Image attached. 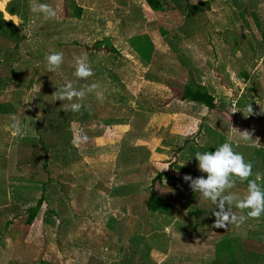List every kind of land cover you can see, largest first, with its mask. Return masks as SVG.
Instances as JSON below:
<instances>
[{"label":"rangeland","instance_id":"1","mask_svg":"<svg viewBox=\"0 0 264 264\" xmlns=\"http://www.w3.org/2000/svg\"><path fill=\"white\" fill-rule=\"evenodd\" d=\"M158 1L163 5L162 11L153 10L146 0H78L84 18L76 23L72 15L75 3L71 1H68L66 17L64 0H0V264H59L64 260L73 263V259L79 264L84 258L81 251L105 230L107 221L122 210L127 214L122 199L117 200L111 193L115 185L125 187L135 183L139 193L134 199L145 203L149 192L157 195L163 194L166 188L170 189L168 177L175 174L178 167L192 164L190 158L195 159L200 145L203 152L215 151L222 143L229 142L253 168L250 158L257 153L255 149L241 147L231 140L222 142V136L215 132L208 136L205 132L207 125L221 131V125L230 123V129L225 131L226 135H233L231 138H238L239 132L251 133L252 130L253 145L262 147L259 152H262L261 164H264V0H192L191 4H200L204 9L198 13L199 21L190 27L185 25L186 8H174L172 0ZM39 3L54 8L56 17L48 18L33 11ZM39 29L51 36L45 37L43 33L41 38L36 37ZM20 40L24 41L17 51H13ZM39 41L44 44L39 51L42 56L31 59L27 52ZM147 41L153 50L146 69L140 68L136 46L143 44L142 57L145 58ZM95 44H99V49H95ZM109 47H115L119 54L108 53L106 49ZM53 52L63 53V63L58 69L49 71L46 57ZM82 56L87 57L93 70V75L84 79L74 75L76 58ZM27 59L31 66L38 68V76L33 85L30 82L24 85L18 99L17 84L22 79L18 74L29 68H19L18 62ZM31 73L33 76V70ZM242 73H246L248 79L244 80ZM144 79L155 83L157 89H149ZM69 82L76 90L83 89L96 99L90 106L92 119L87 121H92L91 126H73L76 135L91 131L100 133L76 150V161H85V164L74 175L86 176L87 181H74L67 189L63 183L56 191L57 197L51 189L52 184H47L48 176L39 170L35 179L39 184L33 183L35 187L20 190L22 200L12 203L11 193L15 187L27 183L29 178L27 172L17 170L18 151L22 139L35 137L36 129L41 125L37 95L52 92L59 97L58 89L53 91L52 86L57 83L60 89ZM93 84L96 87L89 91ZM185 85L204 88L214 99L216 108L190 106L188 102L171 99L170 88L181 90ZM142 98L155 106L151 111L160 109V112L172 101L175 103L173 112L169 113L173 117L159 120L163 123L160 135L164 137L168 132L173 139L167 145L162 140V146H167L166 152L163 157H156L155 162L159 160L163 170L141 169V157L136 155L131 161V171L112 172L116 146L121 139L130 137V143H137V134L149 122L148 113L143 115L138 107ZM248 104L253 108L252 114L247 111ZM3 116L7 118L3 119ZM191 119H194L193 128L187 124ZM173 125L182 129H169ZM199 128L203 133L199 134ZM154 136L159 137L155 133ZM191 141L198 145L192 144L193 149L189 147V152L179 158L180 147ZM42 153L35 148L31 157L41 158ZM148 159L149 155L144 162ZM56 161L63 167L58 175L73 176L69 173L71 165L62 166V160ZM192 168L201 176L198 166ZM42 170L48 173L49 165ZM165 172L168 177L157 182L155 178ZM18 178L22 181L19 182ZM240 184L239 187H247V180L237 178L234 185ZM185 188L182 193L190 196V187ZM228 191L234 192V189H226L224 194ZM176 194L170 198L175 200L178 198ZM181 195L179 200L185 198ZM40 198L42 204L31 225H27L29 210ZM59 198L62 200L58 204ZM117 201H120L119 206ZM60 208L66 212L62 213ZM200 209L212 210L206 202ZM76 220L75 230H70L71 223ZM238 241L228 240L219 246L218 256L222 261L215 259L212 264H253L257 261L253 255L245 259L238 252ZM258 241L253 251L261 255L264 253V236ZM180 256L185 254L178 253L177 257ZM262 257L259 264H264Z\"/></svg>","mask_w":264,"mask_h":264},{"label":"crops","instance_id":"2","mask_svg":"<svg viewBox=\"0 0 264 264\" xmlns=\"http://www.w3.org/2000/svg\"><path fill=\"white\" fill-rule=\"evenodd\" d=\"M70 1L75 3V7H82L79 4L77 5L78 0ZM82 14L79 19H74L76 23L80 22V20L84 18L82 17ZM137 59L140 68L147 69L149 67V60L146 62V59H142L140 56H138ZM140 63L144 64V67ZM145 82L148 84L149 89H157L155 83L146 80ZM142 99L143 101L138 103V107L141 112H144L143 115L148 113V116L150 117L149 122L147 123V126H145L140 131L139 135L137 134L135 141L137 143L133 144V141L130 143V137H127L125 140H123L125 137L121 139L119 144L116 146V155L113 161V169L111 170L112 172L116 171L118 173L123 171H131V161L137 154L133 155L128 149L137 147L139 149V157H142L144 160H146V157L149 155V159L146 162L140 163L141 169L145 168L147 171L154 169L156 170V168L160 171L163 170L161 164L158 163L159 160L155 162L156 157H163L162 154L166 152L167 146H162V140L164 141V144L167 145L171 144L173 139L168 132L165 133L164 137L160 135V126L162 127L163 123L159 122V120L161 119L162 121L164 118L173 117L169 113L173 112L172 107L175 108V103L172 101L169 105H166V108L164 107L165 109H162L159 112L160 109L151 111V109H155V106L152 103H149V101L145 102L144 98ZM189 104H191L190 106L200 105L198 103L192 102ZM188 121V126L193 128L194 119ZM91 123L92 121L86 123L75 122L72 124V144L77 151H79L80 147H82V144L87 141L81 142L78 139V135L75 134L73 126L77 125L79 127H87L89 125L91 126ZM230 125V123L229 125H221L220 129L223 131V133H219L221 131H217L212 126L207 125L208 128L206 127L205 132L208 136L214 132L218 135H221L223 138V140H221L222 142L224 140H231L236 145L238 144L241 147L248 146L251 149H255L257 153L253 155V158H250V161L253 162L251 178L256 180L257 183L260 184L262 188H264V164H261L263 158L258 156V152L262 150V147L260 145H253V136H251L250 140L243 141L240 139V137H236V139L231 138L233 135H226L227 132L225 129H230ZM169 129L181 130L182 127L173 125ZM198 132L199 134L203 133L201 128H199ZM252 132L253 131L251 130V133ZM154 133L158 134L159 137L156 138ZM82 134L87 135L88 139H91V137L94 139L100 135V133L95 131H91L89 133L84 132ZM199 134L197 133V136ZM192 144L198 145V143L192 141L189 142V144L187 143L185 148L186 151L183 150L180 152L178 157L180 158V155L183 156L184 154L188 153L190 149H193L190 147ZM189 147L190 149L187 150ZM198 148L203 150L202 145H200ZM190 161L192 164L188 163L185 164V166L182 165L184 166L182 167L184 169L178 167L175 171V174L173 173L174 175L172 174L170 177H168L169 183H171L169 184L170 189L166 188V191L163 194L157 193L158 196L164 198V200L169 204V209L167 211L150 212L146 208V202L144 203L136 201L134 198L136 197V194L139 193V191L137 190L135 183H130L125 187H118L115 185L111 190V193L113 194V190L115 188H119L118 190L121 192V195L114 196L117 200L122 199V201L125 203L127 214H125V211L122 210L121 212L116 213L118 216L107 221L108 225L106 226L105 230L95 236L94 242H92L89 247H86L83 249V251H81L84 258L79 262V264H212L215 259H220L218 256V247L227 243L228 240H239L238 252L242 254L245 259H249L253 255V258L257 260L253 262V264H259L263 258L262 256H264V253H262L261 256L257 252H254L253 249L255 247L253 248V246L258 245V240L264 236V214L258 218L247 217L246 214L248 209H238L233 206L234 213L238 217L244 216L245 219L239 223L230 224L228 228L225 229L215 228L214 224L216 217L213 215V211H218V209L215 208L211 201L205 200L202 196H200V194H193L191 188L189 190L190 196L187 195V193H182V190L186 189L185 187H189V183L184 181L183 177L185 175L199 176V171H196L192 168L198 166L196 159L193 160L190 158ZM83 163L85 164V161H83ZM83 163L76 161L71 164L69 173L70 175L72 174V177L77 181L85 182L87 181L86 176L80 174L74 175L75 171L83 167ZM125 165L128 166L127 169H125ZM18 172L20 173L19 170ZM201 175L206 176L204 173H201ZM18 180L19 182L22 181L20 178H18ZM26 181L27 183L25 184H19L22 185L21 188L23 187L25 189H29L31 187H35L33 182H29V179H26ZM29 183L31 184L29 185ZM19 185L16 187H20ZM241 185L242 184L237 186L234 185L233 189L234 193H236L240 198H243L247 194V187H239ZM25 189H22V191ZM178 192L180 195L182 194L181 196H185V198L179 200L180 195L178 196ZM173 193H177L176 197L178 198H174L175 200L170 198L172 197ZM149 194H151V192H149ZM203 202H206L207 205L211 206L212 210L202 211L200 208ZM59 203L61 202L58 201V204ZM116 203V205L119 206L120 201H117ZM79 205H81L80 200ZM89 205H92L91 201ZM195 207H197V209H194ZM133 210L136 211L133 212ZM77 223L78 220L73 221V223H71L73 226L69 229L75 230ZM178 253H183L186 257H177ZM30 254H32V250L30 251ZM175 259H178V261ZM232 261L235 260L233 259ZM72 262L73 263H71V261L66 262L64 260V263L59 262V264H78V261L75 259H73Z\"/></svg>","mask_w":264,"mask_h":264},{"label":"trees","instance_id":"3","mask_svg":"<svg viewBox=\"0 0 264 264\" xmlns=\"http://www.w3.org/2000/svg\"><path fill=\"white\" fill-rule=\"evenodd\" d=\"M68 1L70 0H64V11L66 16H68L69 8H68ZM148 5L155 11H162L163 5L160 4L158 0H146ZM192 0H172V4L174 8L176 9H183L186 8L188 11L187 17H185V25L190 27L191 25L196 24L199 21L198 13L203 11V7L200 4H191ZM208 4V3H207ZM82 14V7H74L73 10V17L79 19ZM253 18L256 19V16L252 13ZM45 34V37H50V33L44 31V29H39L38 33L36 34V37L41 38L42 34ZM186 34V30H185ZM199 34V33H198ZM148 40V39H147ZM24 41V40H23ZM22 41V42H23ZM21 40L17 42L14 47L13 51H17L20 47V44H22ZM145 43V42H144ZM148 46L146 47V55L145 58L142 57V50L144 51L145 48H143L142 43H138L136 46V51L138 53V56H140L142 59H146V62H148L149 58L151 57L152 48L150 45V42L147 41ZM39 44V45H38ZM99 45V44H98ZM95 44V49H99V46ZM264 46V44L262 45ZM44 47V44H41V41L38 43L36 42L35 47L29 48V51L27 52V55L31 57V59H38L42 56V53H40V49ZM34 48V50H32ZM108 53L117 55L119 54L118 51L114 47H109L106 49ZM18 67H29L27 72H24L22 74H18L22 76V79L19 80V83L17 84L18 88V94L16 95V98H20L22 95V88L24 85L28 82H30V85H33L34 78L38 76V68H36L34 65L31 66V62L27 59V61H19ZM143 67L144 64L140 63ZM1 66V64H0ZM31 68V70H29ZM32 70L34 75L32 76ZM11 72H14V69L11 70ZM31 74V75H30ZM30 75V79H29ZM16 76V75H15ZM28 77V78H27ZM242 78L244 80L248 79L246 73H242ZM41 78H38L37 81H40ZM53 91L59 89V86L57 83H55L52 86ZM172 97L171 99H177L181 102H192V103H198L208 109H215L216 106L214 104V99L207 93V91L203 88H193L191 86H183L181 90L179 89H173L170 88ZM38 104L37 108L41 111V125H39L36 129V135L31 139V137H27L26 139H22L20 149L18 151L19 155V163L17 164V170L20 172H27L29 174V182L38 183L37 180L35 181L36 177V171H42L44 173V176H48L47 184L51 183L52 187L51 189L56 194L57 197L58 194L56 191L59 189L63 183L66 186L65 189L69 186V184H74V181L76 183L78 182L75 178L67 175H58V171L61 170L63 167L58 166L60 163H58L56 160L61 161V165L69 166L76 162L77 154L76 149L72 144V129L71 124L73 122H87L92 119L91 116V102L92 100H96L94 96L91 93L86 92V95L83 99L80 98H73L72 101L67 100H60L59 97H56L52 92L41 94L38 93ZM169 101V100H168ZM73 102H81L82 108L78 112H73L70 109V104ZM100 102V101H99ZM50 107L52 108L50 111ZM54 107V109H53ZM2 115V114H0ZM7 117L3 116V119H6ZM1 118H0V124H1ZM193 142V141H192ZM189 144V142H187ZM187 143H185L182 147L179 149V153L184 150ZM31 144V145H29ZM40 144V145H39ZM41 146V147H40ZM38 149L42 153L41 158L38 156V158L33 159L32 151ZM129 152H131L133 155H138V147L137 148H130L128 149ZM202 149L198 148V152H202ZM124 152V149H123ZM262 153V152H261ZM261 153L258 152V156H261ZM144 158H140V163L144 162ZM42 162V164H41ZM63 162V163H62ZM47 164L50 167V170L48 173L45 174V172L42 170L47 168ZM62 165V166H63ZM59 178L57 177V175ZM39 175V173H38ZM37 175V176H38ZM168 174L162 173L158 175L155 179L157 182H161V179L163 177H168ZM43 182V181H41ZM55 182L57 185L55 186ZM39 184V183H38ZM63 186V185H62ZM13 188V187H12ZM21 187H16L15 191L12 194V203L13 201L18 203L21 200V194H22ZM119 188H115L113 190V194L115 196L121 195L118 190ZM121 191V189H120ZM60 199V198H59ZM58 199V200H59ZM62 199H60L59 202H61ZM43 199L40 198V200L37 202L36 206L29 210L27 225H31L33 222L37 210L40 208L42 204ZM21 203V202H20ZM19 206V205H18ZM17 206V207H18ZM146 208L150 212H156V211H167L169 209V204L160 196L156 195V193L151 192V194L148 196V199L146 201ZM61 209V208H60ZM62 213L66 212V209H61ZM4 212V211H3ZM58 214V213H56ZM48 222V220H47ZM67 223V221L65 222Z\"/></svg>","mask_w":264,"mask_h":264},{"label":"clouds","instance_id":"4","mask_svg":"<svg viewBox=\"0 0 264 264\" xmlns=\"http://www.w3.org/2000/svg\"><path fill=\"white\" fill-rule=\"evenodd\" d=\"M33 11L43 13L48 18H54L57 12L47 3H39ZM49 71H54L63 63V53L53 52L46 57ZM74 75L78 78H88L93 75L91 66L87 63V57H77L75 61ZM93 84L88 89L95 88ZM60 100L72 101L73 98L82 99L85 90H76L71 82L58 89ZM81 102H73L70 109L78 112L82 108ZM249 113H253L251 104L246 106ZM239 137L243 141L251 139V133L248 131L239 132ZM78 139L83 142L88 137L84 134H78ZM198 169L206 174L193 178L191 175H185L184 181L189 183L193 192L199 193L205 200H210L218 211L214 210L215 228L225 229L230 224L239 223L245 219L244 216H237L233 211V205L238 209H248L247 217L258 218L264 214V188L254 179H248L252 175V164L247 162L244 156L233 150L229 142L222 143L215 151L196 152L194 155ZM247 180V194L240 198L236 193L225 190L233 188L236 179Z\"/></svg>","mask_w":264,"mask_h":264}]
</instances>
